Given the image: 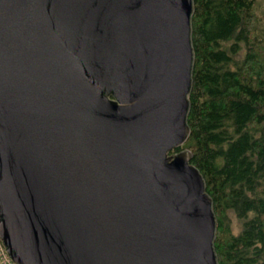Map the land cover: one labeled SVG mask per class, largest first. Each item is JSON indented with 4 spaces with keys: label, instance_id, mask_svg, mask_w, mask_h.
I'll return each mask as SVG.
<instances>
[{
    "label": "water",
    "instance_id": "water-1",
    "mask_svg": "<svg viewBox=\"0 0 264 264\" xmlns=\"http://www.w3.org/2000/svg\"><path fill=\"white\" fill-rule=\"evenodd\" d=\"M193 3L0 0V240L11 262L219 264L213 198L181 147Z\"/></svg>",
    "mask_w": 264,
    "mask_h": 264
},
{
    "label": "trees",
    "instance_id": "trees-1",
    "mask_svg": "<svg viewBox=\"0 0 264 264\" xmlns=\"http://www.w3.org/2000/svg\"><path fill=\"white\" fill-rule=\"evenodd\" d=\"M262 2L193 3L190 133L181 147L213 198L219 264H264Z\"/></svg>",
    "mask_w": 264,
    "mask_h": 264
},
{
    "label": "built area",
    "instance_id": "built-area-1",
    "mask_svg": "<svg viewBox=\"0 0 264 264\" xmlns=\"http://www.w3.org/2000/svg\"><path fill=\"white\" fill-rule=\"evenodd\" d=\"M0 263L1 264H16L15 262L10 261V257L7 256L1 240H0Z\"/></svg>",
    "mask_w": 264,
    "mask_h": 264
},
{
    "label": "rangeland",
    "instance_id": "rangeland-1",
    "mask_svg": "<svg viewBox=\"0 0 264 264\" xmlns=\"http://www.w3.org/2000/svg\"><path fill=\"white\" fill-rule=\"evenodd\" d=\"M261 5L264 6V3L262 2ZM237 221H238L237 219L233 218V222H234V224L237 223ZM234 226H235V225H234Z\"/></svg>",
    "mask_w": 264,
    "mask_h": 264
}]
</instances>
